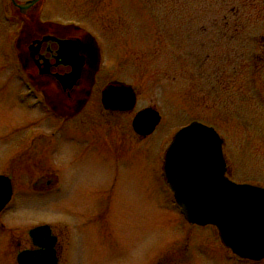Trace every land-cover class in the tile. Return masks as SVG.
I'll return each mask as SVG.
<instances>
[{
  "label": "rangeland",
  "instance_id": "1",
  "mask_svg": "<svg viewBox=\"0 0 264 264\" xmlns=\"http://www.w3.org/2000/svg\"><path fill=\"white\" fill-rule=\"evenodd\" d=\"M50 4V18L71 20L96 37L100 67L92 98L68 125L76 133L71 160L67 144L60 154L64 161L54 156L67 183L64 193L15 199L0 215L8 227L0 230V264H16L17 252L31 245L29 228L43 222L58 235L59 264H264V259L238 261L215 226L187 222L162 171L174 133L198 120L224 139L231 179L264 187V85L254 61L257 35L264 31V0ZM14 73L12 65L0 67V171L13 175L19 188L36 176L56 174L55 166L34 163L33 156L1 162L4 134L18 126L15 114L45 110L34 107L29 96L22 101L26 88ZM109 80L134 87L132 112L105 115L99 88ZM146 106L155 107L161 121L141 138L131 117ZM51 123L34 119L29 125L42 129ZM86 136L93 145L104 143L103 151L77 150Z\"/></svg>",
  "mask_w": 264,
  "mask_h": 264
},
{
  "label": "flooded vegetation",
  "instance_id": "2",
  "mask_svg": "<svg viewBox=\"0 0 264 264\" xmlns=\"http://www.w3.org/2000/svg\"><path fill=\"white\" fill-rule=\"evenodd\" d=\"M30 1L33 2L28 3ZM50 2L51 0H0V25L3 24V29L0 30V67L3 65L13 66L16 79L22 83L23 88L24 86L26 88V92L23 91L19 96L22 101L25 97L29 96L33 99L32 105H34V107H37L39 111L41 108L45 109L42 111V114H15L13 118L17 120L16 123L18 126L6 132L4 131L5 136L3 144L5 145V151L2 152L3 159L1 162L5 164L7 161L9 163L11 160L18 157L33 156L34 163L55 166L54 174H56V176L50 178L36 176L31 181L25 180L27 183H21L20 187L17 188L14 176L8 172L0 171V174L9 178L11 185L10 200L4 208L0 210V215H2L3 212L6 213L9 209L11 210V204L15 199L51 197L55 194L56 196H60V194L64 193L67 183L61 178L62 166L60 163L57 164V160L54 156L57 153L59 155L61 154V151L65 148L63 144H67L68 148H70V150L72 149V143H74L73 134L76 133L74 131L75 129L68 125L74 119L78 118L86 108L92 98L94 86L96 85L95 77L99 71L100 62L96 71L92 73V67L88 63L86 51V44L88 42L87 36L88 34L93 36V34L85 27L71 20L61 22L50 18L49 13H52L50 10ZM45 13L48 15H45ZM11 25H13V28L9 30ZM94 38L96 40V37ZM257 38L259 40L257 42L258 56L255 57L256 59L254 58V61H257L259 64L256 70L259 74L258 82L260 81L261 84L263 82L262 85H264V31L258 33ZM67 42L75 44L74 48L78 51L76 55L79 58H83V63L80 77L72 85L64 86L60 82L59 77L72 72L71 63L73 62L71 56H66L63 54L64 52H62V47L64 44H67ZM98 49L99 55L101 56L99 45ZM114 82L123 81L109 80L99 88L101 107L105 115L110 117L133 111V109L123 111L104 108L101 102V92L106 85ZM134 115L135 113L131 117V122ZM34 119L51 120L52 123L41 129L40 127L29 125ZM139 136L145 138L149 135ZM88 139L87 137L84 144L82 143L83 145L81 144L82 146L77 148V150L81 149L83 154L90 150L96 152V154H99L97 153L98 150L100 151L102 149L103 151L105 147L104 143L93 145V143H88ZM72 154L71 150L69 155L70 159L67 161L71 160ZM57 158L59 161H64L61 155ZM34 166L37 168V164ZM37 169H39V167ZM57 178L60 179V184L54 186L55 182H58L56 181ZM164 183L167 185L165 180ZM70 192L71 191H69V193ZM43 224L48 225L50 234L56 237L54 249L58 258L57 264H59L60 243L58 235L54 232L52 226L43 222L33 225L29 230ZM7 228L5 223L0 221V230L5 231ZM29 230L27 234L31 245L20 249L17 254L24 249L38 248V246L34 244ZM228 249L230 248L228 247ZM231 253L238 261L246 262L250 260L241 258L232 251ZM17 254L15 257L16 264H18Z\"/></svg>",
  "mask_w": 264,
  "mask_h": 264
},
{
  "label": "water",
  "instance_id": "3",
  "mask_svg": "<svg viewBox=\"0 0 264 264\" xmlns=\"http://www.w3.org/2000/svg\"><path fill=\"white\" fill-rule=\"evenodd\" d=\"M87 37L88 63L94 73L99 64V49L93 36ZM74 47L70 42L62 47L63 54L73 59L72 72L59 77L64 86L72 85L80 77L83 58L77 57ZM101 102L105 109L132 110L136 93L129 84L110 83L101 92ZM160 118L158 110L147 106L136 111L131 125L137 134L147 136ZM223 143L214 127L191 121L174 134L165 151L164 177L188 222L214 225L224 245L236 255L260 260L264 258V187L236 183L225 175ZM10 195V180L0 174V210ZM29 234L38 248L21 250L17 254L18 264H57L56 237L50 234L49 226H36Z\"/></svg>",
  "mask_w": 264,
  "mask_h": 264
}]
</instances>
